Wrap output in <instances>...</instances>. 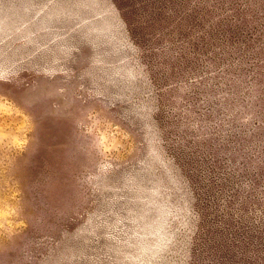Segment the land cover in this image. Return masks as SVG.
Here are the masks:
<instances>
[{
	"label": "rangeland",
	"instance_id": "1",
	"mask_svg": "<svg viewBox=\"0 0 264 264\" xmlns=\"http://www.w3.org/2000/svg\"><path fill=\"white\" fill-rule=\"evenodd\" d=\"M0 264H264V0H0Z\"/></svg>",
	"mask_w": 264,
	"mask_h": 264
}]
</instances>
